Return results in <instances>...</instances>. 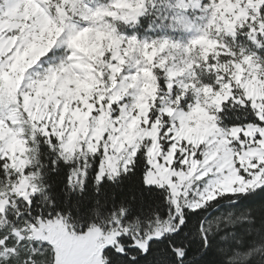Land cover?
Instances as JSON below:
<instances>
[{"label": "snow or ice", "instance_id": "1", "mask_svg": "<svg viewBox=\"0 0 264 264\" xmlns=\"http://www.w3.org/2000/svg\"><path fill=\"white\" fill-rule=\"evenodd\" d=\"M0 264H264V0H0Z\"/></svg>", "mask_w": 264, "mask_h": 264}, {"label": "trees", "instance_id": "2", "mask_svg": "<svg viewBox=\"0 0 264 264\" xmlns=\"http://www.w3.org/2000/svg\"><path fill=\"white\" fill-rule=\"evenodd\" d=\"M56 191L58 195H60L61 197L63 196V193L61 192L60 187H58ZM112 194H114L112 189L102 188L99 197H97L94 194V190L91 187H89L85 195L90 199H97V198L103 199ZM73 199H76V197H73Z\"/></svg>", "mask_w": 264, "mask_h": 264}, {"label": "clouds", "instance_id": "3", "mask_svg": "<svg viewBox=\"0 0 264 264\" xmlns=\"http://www.w3.org/2000/svg\"><path fill=\"white\" fill-rule=\"evenodd\" d=\"M87 37H81L80 40L77 41L78 44L83 45L85 48H87Z\"/></svg>", "mask_w": 264, "mask_h": 264}]
</instances>
